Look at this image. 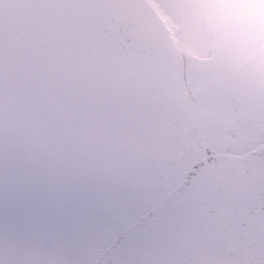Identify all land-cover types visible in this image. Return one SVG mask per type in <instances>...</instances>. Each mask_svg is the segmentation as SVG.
<instances>
[{"label": "snow or ice", "instance_id": "6c2138e0", "mask_svg": "<svg viewBox=\"0 0 264 264\" xmlns=\"http://www.w3.org/2000/svg\"><path fill=\"white\" fill-rule=\"evenodd\" d=\"M0 264H264V0H0Z\"/></svg>", "mask_w": 264, "mask_h": 264}]
</instances>
